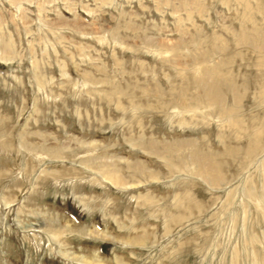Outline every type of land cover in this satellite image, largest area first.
I'll return each instance as SVG.
<instances>
[{
	"label": "rangeland",
	"instance_id": "374dc122",
	"mask_svg": "<svg viewBox=\"0 0 264 264\" xmlns=\"http://www.w3.org/2000/svg\"><path fill=\"white\" fill-rule=\"evenodd\" d=\"M245 3L264 29V0H0V134L10 137L0 135V264H264L257 161H237L213 188L136 146L138 138L189 140L201 153L218 152L239 135L204 107L163 110L151 91L187 80V95L195 94L198 65L173 64L177 44L210 52L209 66L223 58L215 48L244 55L236 37L249 25ZM233 62L222 75L240 83L241 63ZM256 93L249 88L243 102L245 122L264 120ZM42 145L66 146L68 157L30 149ZM88 158L121 167L141 160L158 179L138 183L123 171L128 186L116 188L81 163ZM250 190L252 200L243 195ZM145 194L151 205L142 204ZM180 197L197 209L167 225L168 213H184ZM53 222L66 232L52 237ZM142 235L143 245L124 243Z\"/></svg>",
	"mask_w": 264,
	"mask_h": 264
},
{
	"label": "bare ground",
	"instance_id": "6f19581e",
	"mask_svg": "<svg viewBox=\"0 0 264 264\" xmlns=\"http://www.w3.org/2000/svg\"><path fill=\"white\" fill-rule=\"evenodd\" d=\"M188 6L191 7L190 10L196 7L194 5H190V3ZM244 6L246 10H244L243 16L248 17L249 20H247V22L249 25L246 26L245 23H242L240 29L237 31L236 37V46H239V48L242 49L241 51H245L244 55L240 53H235L233 55L230 53L231 55H226L224 49H221L220 47L215 48L212 52L215 54L220 53L219 55L223 56V58H221L219 63L214 64L213 66H209L208 62L211 57L210 52L205 51L200 47L199 49L197 48V46H193V48H185L183 47L184 44H177L175 48H172V50L177 54V57L172 59V63L177 65V63L181 62L178 64L180 65L181 69H184L188 66L196 67L198 65V67L195 69L199 70V72L197 73V76L193 77V84L190 82V85L195 89V94L191 97L187 95L189 90L187 80V83L185 81L184 86L172 88L168 90L167 93L165 92L166 94L163 92V90H161V92L157 87H154L151 91V93L154 94V98H158L157 101L159 107L163 110L170 104H172L173 106H171L170 108L174 107L177 108V110L179 109L178 111H180L181 114L191 112L193 113L200 107L210 109L212 113L213 111H215L216 116L218 117V119H220L219 121L227 124L230 128L235 129L239 134L237 137H240L241 140L238 139L239 141L237 142L236 136H228L226 137V141L228 143L227 146L225 145V147L218 152L211 151L207 153H201L197 150H194L193 147L195 144L194 142L189 140H174L173 143L160 145L156 142H153V139L149 142H144L142 138H138L136 144V146H139V148L147 154L163 159L164 162H166V164H168V166L170 167V170H187L189 174L195 175L201 181L213 188L220 187V185L225 182V172L228 171H226V169L236 165L235 163L237 161H241V163L246 162V164L251 163V161H257L259 163V167L261 169H264V120L258 118V116H252L247 122H245V116L243 113V102L249 103L247 100V93L249 88H252L254 91H256L258 97L259 95L264 96V29L257 27L258 24H256L255 22V16L249 13L252 10L249 4L245 3ZM256 10L257 12H260V9ZM262 13L264 14L263 10ZM183 39L184 41L181 40V42L183 43L190 41L187 39L185 40V38ZM190 42L194 43L195 41L192 40ZM185 50H187L188 53L187 60L185 62H182V60H180L181 58H179L178 55H181V51ZM252 55L255 58H253ZM235 57L239 59L241 63L240 68L243 71L241 74L240 83L235 82L232 79L231 75H222L223 69L230 67V65H233V60H235ZM251 57L253 58V60ZM253 66L255 69H259L255 74L251 72ZM185 73L186 75L184 76V78H188L187 75L189 74V71H186ZM180 80H182V77ZM182 81H184V79ZM164 96H166V98L168 97L166 102H164V100H160ZM228 96L230 97V100L228 99ZM258 97H256V103L259 107V105H264V98L262 100V97L260 99ZM155 101L156 100H154V102ZM153 108L154 107H152V109ZM6 134L8 136V133ZM0 135L1 137H3V139L5 138V141L9 140L10 138L9 137L6 139V137H4L2 133ZM0 139L2 140V138ZM19 139H23L22 135H20ZM241 141L244 142L240 143ZM35 146L30 147L31 151L39 149L37 150L38 152H43L49 158L60 159L68 157L66 153L67 150H65L66 152L64 151V149H66V146L44 147L42 145L43 148H41L42 146L40 148H37ZM93 150L90 152H93ZM95 151L96 148L94 152ZM102 154H105L104 151L100 152V155ZM94 158L97 159L96 156ZM94 158H88L86 160H83L81 163L87 166V168H90V170H93L94 172L96 171V174L100 175V177L103 178H101L102 180L106 181L116 188H124L128 186L127 182H125L124 180L125 178H127V176H125V174L124 176H121V173L123 171H126L128 177L134 179L138 183H141V180L156 181L158 179L157 174L153 171L148 170L145 162H142L141 160L126 162L124 169V167H121L117 163L111 162L109 164H105V162L103 163L101 161H97ZM230 164L231 166H229ZM244 190L247 191V187H244ZM260 193V200L262 201V203H264V185ZM243 195L251 200L255 196L253 190L244 192ZM140 200L144 205H151L154 202L153 197L147 194L143 196L141 195ZM175 205L179 207L184 213L180 214V212L179 214L177 213V215H169V213L167 215L165 214V223L167 225H169V223L176 224L180 222L179 220L185 219L184 214H187L188 216L191 214L192 210L197 209L194 206L193 199H190L189 197L178 198L177 200H175ZM46 227L49 231V234L54 238H56V236H59L61 233L66 232V229H58V226H56L54 222L46 225ZM79 232L82 234H86L87 236L99 235L94 231L86 232L83 231V229L79 230ZM99 237L107 238V236L104 234H100ZM124 243L143 245L146 243L145 235H142L136 239H128V241H124Z\"/></svg>",
	"mask_w": 264,
	"mask_h": 264
}]
</instances>
